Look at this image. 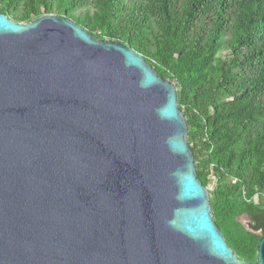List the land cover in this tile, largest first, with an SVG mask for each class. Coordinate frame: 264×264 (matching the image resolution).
<instances>
[{
	"label": "water",
	"instance_id": "obj_1",
	"mask_svg": "<svg viewBox=\"0 0 264 264\" xmlns=\"http://www.w3.org/2000/svg\"><path fill=\"white\" fill-rule=\"evenodd\" d=\"M177 89L123 43L0 12V264L238 259L197 178Z\"/></svg>",
	"mask_w": 264,
	"mask_h": 264
},
{
	"label": "trees",
	"instance_id": "obj_2",
	"mask_svg": "<svg viewBox=\"0 0 264 264\" xmlns=\"http://www.w3.org/2000/svg\"><path fill=\"white\" fill-rule=\"evenodd\" d=\"M40 10L125 44L175 84L197 178L205 187L218 179L213 220L238 259L255 262L264 230V0H0L18 23Z\"/></svg>",
	"mask_w": 264,
	"mask_h": 264
},
{
	"label": "rangeland",
	"instance_id": "obj_3",
	"mask_svg": "<svg viewBox=\"0 0 264 264\" xmlns=\"http://www.w3.org/2000/svg\"><path fill=\"white\" fill-rule=\"evenodd\" d=\"M40 13L42 14L43 13V10H40ZM43 15V14H42ZM233 182H235V180H233ZM239 220L242 222V224L249 229V226H250V221H249V218L244 215L242 217L239 218Z\"/></svg>",
	"mask_w": 264,
	"mask_h": 264
}]
</instances>
